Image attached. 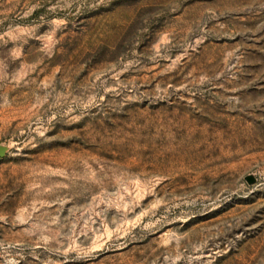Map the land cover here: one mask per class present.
Instances as JSON below:
<instances>
[{"label":"rangeland","instance_id":"1","mask_svg":"<svg viewBox=\"0 0 264 264\" xmlns=\"http://www.w3.org/2000/svg\"><path fill=\"white\" fill-rule=\"evenodd\" d=\"M0 264H264V0H0Z\"/></svg>","mask_w":264,"mask_h":264},{"label":"water","instance_id":"2","mask_svg":"<svg viewBox=\"0 0 264 264\" xmlns=\"http://www.w3.org/2000/svg\"><path fill=\"white\" fill-rule=\"evenodd\" d=\"M5 149L3 147H0V156H4Z\"/></svg>","mask_w":264,"mask_h":264}]
</instances>
